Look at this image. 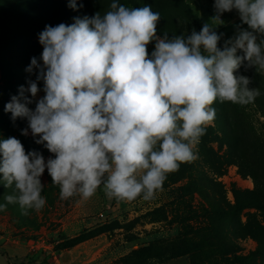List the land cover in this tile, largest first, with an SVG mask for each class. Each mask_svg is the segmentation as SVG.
Wrapping results in <instances>:
<instances>
[{"label": "clouds", "instance_id": "obj_1", "mask_svg": "<svg viewBox=\"0 0 264 264\" xmlns=\"http://www.w3.org/2000/svg\"><path fill=\"white\" fill-rule=\"evenodd\" d=\"M68 7L78 10L77 0ZM214 9L199 32L172 38L157 35L160 13L151 6L116 0L103 15L46 25L39 33L42 54L25 69L35 80L21 85L4 110L13 122L26 119L21 134L30 129L54 157L26 152L15 137L0 140V181L18 193L6 196L7 203H18L22 215L41 210L45 170L61 199H88L103 185L109 198L147 201L168 174L196 159L194 148L215 118L212 105H247L260 95L250 78L235 73L242 65L264 70V0H214ZM233 9L251 30L237 26L220 48L224 34L215 29ZM40 81L44 95L33 110L28 105Z\"/></svg>", "mask_w": 264, "mask_h": 264}, {"label": "rangeland", "instance_id": "obj_2", "mask_svg": "<svg viewBox=\"0 0 264 264\" xmlns=\"http://www.w3.org/2000/svg\"><path fill=\"white\" fill-rule=\"evenodd\" d=\"M8 1L0 0V140L15 137L26 152L39 151L47 160L54 154L32 140L30 129L28 136L22 135V119L13 122L4 108L24 82L35 80L25 69L32 57L39 59L42 54L39 33L46 25L73 22L63 9L51 4L37 6L30 19L18 22L4 6ZM77 1L90 16L103 15L113 2ZM116 2L132 8L151 6L160 13L157 35L161 38L165 33L172 38L199 32L215 15L214 0ZM221 18L225 23L215 30L224 34L218 43L223 48L225 41L236 35L237 26H248L242 24L235 9ZM154 46L155 41L147 46L149 55ZM238 55L243 53L238 51ZM235 74L250 78L249 87L258 89L260 95L247 105L217 100L212 105L215 118L194 148L197 158L168 174L153 199L109 198L103 185L88 199L79 194L61 199L59 185L49 180L45 170L41 177L44 207L22 215L18 203L8 204L5 199L18 194L15 186L5 187L0 181V204H6L0 210V254L26 256L34 264H111L143 246L178 238L175 246L198 245L205 264H228L226 260L234 256L252 257L250 264H264V70L242 65ZM38 87L41 91L33 104L44 95L42 81ZM234 191L256 192L251 200L259 209H246L239 218L221 217L220 210L229 214L228 207L235 204ZM84 229L98 235L69 250H59L63 242ZM0 264H4L1 259ZM161 264H190V256L165 259Z\"/></svg>", "mask_w": 264, "mask_h": 264}, {"label": "trees", "instance_id": "obj_3", "mask_svg": "<svg viewBox=\"0 0 264 264\" xmlns=\"http://www.w3.org/2000/svg\"><path fill=\"white\" fill-rule=\"evenodd\" d=\"M23 3V4H20ZM69 0H63L61 2L60 0H25L24 2L22 0H9L8 3L4 4V6H7V11H10L13 14V17L16 18V20L19 22L21 20H28L31 18V16L34 14V12H37V6H46L48 5H55L60 9H63L64 12H66V15L68 18L72 19V22H74V17H83L85 15L91 17L86 13V11L83 10V8H80V3L77 1L78 10H73L68 7ZM10 23H7V26H9ZM18 36L15 35L13 39L17 40ZM27 82H24L23 86L27 87ZM19 94V93H18ZM17 94V95H18ZM26 95L29 96L28 93ZM31 109H35V104L28 105ZM22 126L24 128L28 127V122L26 119H22ZM38 138V137H37ZM34 141V139H32ZM51 177L49 176V180ZM234 194L237 198L235 201V204L233 206L228 207L230 210L229 214L225 213V210H220L219 215L221 217H224L226 215H231L232 217H240L242 212L246 209L254 208L259 209V206L256 205L254 202H252L251 197L256 194V192H240V191H234ZM151 214V213H150ZM236 231L238 229L236 228ZM98 234L95 232V230L88 231L86 229L82 230V232L71 239L66 240L63 242L64 244L61 245V248L59 250H69L76 245L83 243L87 240H90L94 237H96ZM177 239H173L170 241H163V242H157L154 244H150L147 246H143L137 250L131 251L128 255L118 258L117 260H114L111 264H161L162 261L165 259H171L175 257H179L182 255H189L190 256V264H205L206 261L201 260V256L199 254V247L198 245H194L191 243H183V245H176ZM201 249L202 246H200ZM262 261V256H259ZM250 258L248 256H234L232 259H227L226 261L228 264H250ZM209 261V260H208ZM24 262L32 263L30 262L29 258H26L23 260L21 264H24Z\"/></svg>", "mask_w": 264, "mask_h": 264}, {"label": "crops", "instance_id": "obj_4", "mask_svg": "<svg viewBox=\"0 0 264 264\" xmlns=\"http://www.w3.org/2000/svg\"><path fill=\"white\" fill-rule=\"evenodd\" d=\"M26 256H15V255H1L0 259L3 260L4 264H21ZM24 264H34V263H27Z\"/></svg>", "mask_w": 264, "mask_h": 264}]
</instances>
